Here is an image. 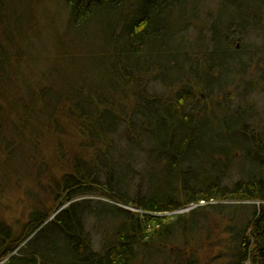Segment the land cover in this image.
Listing matches in <instances>:
<instances>
[{
  "label": "trees",
  "instance_id": "1",
  "mask_svg": "<svg viewBox=\"0 0 264 264\" xmlns=\"http://www.w3.org/2000/svg\"><path fill=\"white\" fill-rule=\"evenodd\" d=\"M57 1L63 12L49 0H0V165L23 160L34 165L32 153L38 146L42 150L44 140L59 139L64 131L77 134L84 145L67 161L51 144L54 165L68 169L65 177L52 181L57 206L83 194H106L115 204L72 202L47 224L50 213L36 210L20 236L0 234V261L131 264L139 252L144 256L151 247L167 246L180 232L188 238L192 215L204 207L168 213L233 200L240 201L247 215L228 229L225 244L233 246L229 260H237L230 264H264V132L249 130L241 113L250 109L232 107L226 88L246 69L238 53L250 50L238 49L235 39L246 36L247 28L259 27L263 9H248L244 0H220L225 13L230 4L239 6L238 27L213 23L208 53L196 62L192 44L180 32L197 20L199 0ZM40 7L44 20H38ZM152 81L162 83V93L149 92ZM229 105V115L235 114L225 117L233 122L225 127ZM87 147L95 149L92 154ZM142 147L153 163L142 182L147 195L138 191L128 196L125 180L110 178L104 165L129 171ZM236 148L253 166L250 179L222 185L220 175L231 167ZM163 168L172 170L168 179L178 181L164 190ZM92 219H97L92 227L102 231L99 250L87 229ZM54 225L61 228L64 245L54 260L38 250L30 252L37 236ZM34 232L38 234L22 247ZM186 246L170 252L183 260L193 248L189 240ZM197 260L195 256L187 264Z\"/></svg>",
  "mask_w": 264,
  "mask_h": 264
},
{
  "label": "rangeland",
  "instance_id": "2",
  "mask_svg": "<svg viewBox=\"0 0 264 264\" xmlns=\"http://www.w3.org/2000/svg\"><path fill=\"white\" fill-rule=\"evenodd\" d=\"M49 1H53L54 3L52 2V5H56L55 7L60 8V11H62V6L58 4L57 0ZM244 2H246L244 6H248V9H263V16L256 30L247 28L246 36L243 35L241 37L242 39L239 40L238 38H240V36L236 37L235 40L236 43L238 42L236 44L238 49L245 47L247 48L246 50H250L248 51V55H242L244 50L238 53L239 57H243L246 69L236 74L234 78L235 81L233 83L230 82L231 84L229 83L226 88L229 89L233 96L230 97L233 99L232 107L243 105L247 109H250L241 113V116L242 118H244L243 115L247 117L246 125L249 127V130H255L258 134L264 132V0H244L243 3ZM198 4L199 8L196 12L198 16L197 20L185 26L183 25V30L180 34L185 37L186 42L192 44V50L194 51L193 60L201 62V57L208 53L207 49L210 48L212 37L211 25L219 20L226 23L229 22L230 25L232 24L237 28L239 19L238 17L236 19V15L242 14V12L239 11V6L237 7L235 4H230V6L226 7V12L229 13H225L223 10H220V0H199ZM39 13L40 17L38 16V20H44L46 14H43L42 7L39 9ZM232 15L235 17V19L232 18L233 21L230 17ZM60 19L62 18L60 17ZM218 60L227 62L228 58L219 56ZM202 71H204L203 67ZM202 81L203 84H206L204 78ZM216 91L217 90L213 93L219 94ZM149 92L162 93V83L160 81H152L150 83ZM211 105L212 103H210V106ZM229 112L230 105L227 112L223 114V118L227 125L223 123L222 126L228 127L229 125H233V122L230 123L231 121L228 120V118L225 119L226 116L235 114L229 115ZM239 124L241 125V121ZM63 133L59 139H52L50 141L44 140L43 143L48 144L47 142H49L50 145L44 144L42 150L40 146L35 147V153H32V157L36 162L34 165H29L31 161L23 162L24 160L20 162L21 165L18 163L7 167L0 165L1 235L13 234L15 236H20V234L24 232L23 227L29 221L30 215L36 210H38V212L50 213L51 216L46 222L47 224L72 202L87 200L90 201L91 206L97 207L102 206L103 203L115 204L106 194H83L73 200L65 201L64 203H62L63 200H60L57 206V202L52 196L54 192V183L52 181L56 178L65 177V173L68 169L64 165H54L55 156L51 144H57L59 155L64 161L76 156L78 147L81 146V143L83 144L82 138L77 134L74 135L67 131ZM84 148H86V146H84ZM87 148L91 154L95 150L91 147ZM147 150V147H142L136 151V158L129 171L126 166L113 165L112 167L104 165V168L110 173V178L125 180L122 182V185L125 187L126 192H129L128 196H134L138 191H141L142 195H147V184L142 182L146 181V176L150 173L151 166L153 165L146 152ZM234 151L235 156H232L230 160L231 167H229L223 175H220L222 185H231L232 183L235 184L239 181L250 179L248 172L249 168H253L252 164H250L251 162L246 159L242 149L239 150L236 148ZM110 153L112 156L115 155L112 149ZM26 154L27 153H24L23 155L26 156ZM156 170L158 172L159 169ZM127 172L128 177L126 178L125 175H127ZM168 174H172V170L170 168H163L162 190H164L168 184L175 185L178 183L177 180L168 179ZM158 181L160 182V180ZM244 203L247 204V202ZM117 204L125 209L139 211L137 207L127 206L122 203ZM239 205L240 201L213 200L210 202H201L198 205L191 204L175 212L168 213L167 216H174L188 213L200 206L204 207L201 211L192 215V232L188 238H183L180 232L179 236L173 238L172 241L170 240L167 246L151 247L145 251L144 256L139 252L136 260L131 264H187V260L195 256H198L196 264H230L232 261H237L229 260L233 253V249H231L233 246H228L229 244L226 245L225 238L230 236L227 232L232 225L235 226L234 224L246 219L247 212ZM108 219L112 218L109 217ZM96 222L95 219L90 220V222L87 223V229L93 235L95 248L99 250L102 231L95 230L94 227H92ZM36 234H38V232H34L22 247L30 241L33 236H36ZM62 236L63 233L59 226L54 225L48 227L37 236L30 245L29 251L38 250L42 252L45 257H48V260H54L56 253L64 246L62 245ZM187 240L192 243V251L185 252V258L187 260H185V258L183 260H178L179 257L175 256V252H170V249L175 250L176 247H181L182 249L187 248V246L185 247V241ZM15 254H17V252ZM60 260H63V258L60 257ZM4 262L5 261L2 260L0 264Z\"/></svg>",
  "mask_w": 264,
  "mask_h": 264
}]
</instances>
